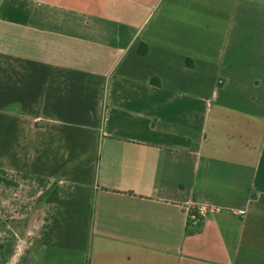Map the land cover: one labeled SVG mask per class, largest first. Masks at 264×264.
<instances>
[{"label":"crops","instance_id":"obj_1","mask_svg":"<svg viewBox=\"0 0 264 264\" xmlns=\"http://www.w3.org/2000/svg\"><path fill=\"white\" fill-rule=\"evenodd\" d=\"M0 216L27 264H264V0H0Z\"/></svg>","mask_w":264,"mask_h":264},{"label":"rangeland","instance_id":"obj_2","mask_svg":"<svg viewBox=\"0 0 264 264\" xmlns=\"http://www.w3.org/2000/svg\"><path fill=\"white\" fill-rule=\"evenodd\" d=\"M5 222V227L0 225V264H27V250L22 243V236L27 227V223L22 220H9ZM2 245V246H1ZM13 249L9 253L8 249Z\"/></svg>","mask_w":264,"mask_h":264},{"label":"trees","instance_id":"obj_3","mask_svg":"<svg viewBox=\"0 0 264 264\" xmlns=\"http://www.w3.org/2000/svg\"><path fill=\"white\" fill-rule=\"evenodd\" d=\"M192 212L190 211L189 212V219H188V232L191 233L195 230H198L202 223H203V219H201L200 217L196 216V217H192ZM8 220L1 217L0 216V225H1V228H4L5 227V222H7ZM2 246V245H1ZM9 250V253H12L13 252V249H8ZM1 253L4 255V251H1ZM0 253V254H1Z\"/></svg>","mask_w":264,"mask_h":264},{"label":"built area","instance_id":"obj_4","mask_svg":"<svg viewBox=\"0 0 264 264\" xmlns=\"http://www.w3.org/2000/svg\"><path fill=\"white\" fill-rule=\"evenodd\" d=\"M209 207L202 204H196L190 207V211L193 213L192 217H200L201 219L205 218L209 212Z\"/></svg>","mask_w":264,"mask_h":264}]
</instances>
